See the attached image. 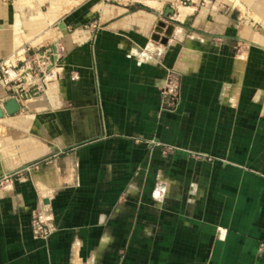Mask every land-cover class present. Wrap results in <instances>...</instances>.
<instances>
[{"label": "crops", "instance_id": "obj_1", "mask_svg": "<svg viewBox=\"0 0 264 264\" xmlns=\"http://www.w3.org/2000/svg\"><path fill=\"white\" fill-rule=\"evenodd\" d=\"M183 1L0 0V59L66 51L0 118V264H264V0Z\"/></svg>", "mask_w": 264, "mask_h": 264}, {"label": "built area", "instance_id": "obj_2", "mask_svg": "<svg viewBox=\"0 0 264 264\" xmlns=\"http://www.w3.org/2000/svg\"><path fill=\"white\" fill-rule=\"evenodd\" d=\"M107 2L122 3L124 0H106ZM212 0H203V4ZM190 0H184L183 5H188ZM65 48L58 42L45 46L44 49L33 52L19 64L12 62V56L0 59V82L16 97L21 104L23 100L42 96L49 84L60 78L63 71L62 60ZM165 98V110L175 112L181 99V78L172 71L162 89ZM26 96V99L24 98ZM10 98V99H11ZM1 106L3 105L0 104ZM32 229L37 238L47 239L53 229L49 224L47 213L36 208L32 211Z\"/></svg>", "mask_w": 264, "mask_h": 264}, {"label": "water", "instance_id": "obj_3", "mask_svg": "<svg viewBox=\"0 0 264 264\" xmlns=\"http://www.w3.org/2000/svg\"><path fill=\"white\" fill-rule=\"evenodd\" d=\"M24 98L26 99V96L24 95ZM21 110V104L19 103L18 99L16 97H13L6 102L3 103V105H0V118H3L5 114L13 115L18 113Z\"/></svg>", "mask_w": 264, "mask_h": 264}, {"label": "rangeland", "instance_id": "obj_4", "mask_svg": "<svg viewBox=\"0 0 264 264\" xmlns=\"http://www.w3.org/2000/svg\"><path fill=\"white\" fill-rule=\"evenodd\" d=\"M8 184V179L4 178V179H0V190H2L5 186H7ZM155 194L157 195H162L163 194V189H159L157 191H155Z\"/></svg>", "mask_w": 264, "mask_h": 264}, {"label": "bare ground", "instance_id": "obj_5", "mask_svg": "<svg viewBox=\"0 0 264 264\" xmlns=\"http://www.w3.org/2000/svg\"><path fill=\"white\" fill-rule=\"evenodd\" d=\"M49 85H50V84H49ZM30 99H34V98H29V100H30Z\"/></svg>", "mask_w": 264, "mask_h": 264}]
</instances>
